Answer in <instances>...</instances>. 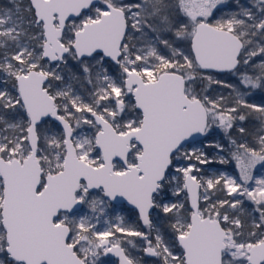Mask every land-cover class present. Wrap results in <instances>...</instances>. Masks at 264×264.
<instances>
[{
  "label": "snow or ice",
  "instance_id": "snow-or-ice-1",
  "mask_svg": "<svg viewBox=\"0 0 264 264\" xmlns=\"http://www.w3.org/2000/svg\"><path fill=\"white\" fill-rule=\"evenodd\" d=\"M0 264H264V0H0Z\"/></svg>",
  "mask_w": 264,
  "mask_h": 264
},
{
  "label": "flooded vegetation",
  "instance_id": "flooded-vegetation-1",
  "mask_svg": "<svg viewBox=\"0 0 264 264\" xmlns=\"http://www.w3.org/2000/svg\"><path fill=\"white\" fill-rule=\"evenodd\" d=\"M214 167H218L217 165H215Z\"/></svg>",
  "mask_w": 264,
  "mask_h": 264
},
{
  "label": "rangeland",
  "instance_id": "rangeland-1",
  "mask_svg": "<svg viewBox=\"0 0 264 264\" xmlns=\"http://www.w3.org/2000/svg\"><path fill=\"white\" fill-rule=\"evenodd\" d=\"M218 166V165H217ZM219 167V166H218Z\"/></svg>",
  "mask_w": 264,
  "mask_h": 264
}]
</instances>
